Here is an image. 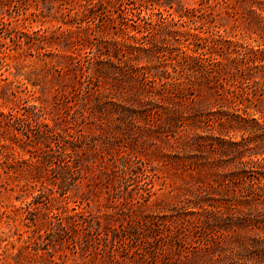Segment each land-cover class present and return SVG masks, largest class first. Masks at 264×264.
I'll list each match as a JSON object with an SVG mask.
<instances>
[{"label":"rangeland","instance_id":"rangeland-1","mask_svg":"<svg viewBox=\"0 0 264 264\" xmlns=\"http://www.w3.org/2000/svg\"><path fill=\"white\" fill-rule=\"evenodd\" d=\"M199 1L155 15L115 0L93 21L86 0H0V264H264V165L250 167L264 161V124L212 123L237 107L182 73L199 119L172 118L192 103L157 95L176 45L161 64L134 60L163 32L140 19L176 20ZM212 10L178 30L242 38ZM23 30L37 32L30 49L13 41Z\"/></svg>","mask_w":264,"mask_h":264},{"label":"trees","instance_id":"trees-1","mask_svg":"<svg viewBox=\"0 0 264 264\" xmlns=\"http://www.w3.org/2000/svg\"><path fill=\"white\" fill-rule=\"evenodd\" d=\"M137 1L142 5H154L152 11H157L155 15L160 14L159 8L167 12L173 8L172 0ZM86 3L89 19L99 21L102 15L106 16L110 12L108 8L115 4V0H86ZM198 5L199 8L194 11L186 9L184 14L177 11L176 20L171 18L169 21L162 17L156 21L151 18L140 19L150 27H153V22H157L156 26H160L163 32L145 47L136 48L137 54L134 55V60H139L141 53L147 63L154 60L161 64V55L173 53L168 47H164L172 41V45H176L174 46L176 57H172L175 78L164 83V89L157 95L175 104L182 98L189 99L192 103L185 104L180 113L172 111L169 116L180 118L183 110L187 111L185 113H188L190 124L196 123L199 119V110L193 102L198 96H192L193 94L190 93L189 97L183 94L180 85L182 81L177 77L182 73L187 76L186 82L189 87L193 83L191 78L199 79L205 84L206 93L214 100L226 102L227 109L233 104L237 107V110L230 115L223 114V111L219 110L216 120H212V123H217L220 127H232L235 124L238 129L244 131L247 130L248 122L261 126L264 124V0H200ZM214 6H218L224 14L241 23L245 33H242L241 39L217 25L214 27L217 28L216 33L197 31L196 28L184 29L181 32L178 30L177 25L183 22L184 17L197 16L191 15V12L198 11L197 18L202 20L204 16L212 15ZM191 20L194 21V18ZM36 34L37 32L34 31L23 30L16 34L13 41L20 48L23 44L26 49H30L33 41L37 39ZM127 39L134 44L137 36L128 34ZM257 114L259 116L254 117ZM229 145L236 144L232 142ZM251 163L253 165L250 167L264 165L263 159Z\"/></svg>","mask_w":264,"mask_h":264}]
</instances>
